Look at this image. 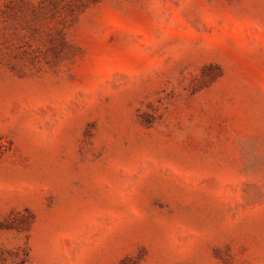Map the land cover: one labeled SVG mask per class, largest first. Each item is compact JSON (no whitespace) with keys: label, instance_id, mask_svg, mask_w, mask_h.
<instances>
[{"label":"rangeland","instance_id":"rangeland-1","mask_svg":"<svg viewBox=\"0 0 264 264\" xmlns=\"http://www.w3.org/2000/svg\"><path fill=\"white\" fill-rule=\"evenodd\" d=\"M0 264H264V0H0Z\"/></svg>","mask_w":264,"mask_h":264}]
</instances>
